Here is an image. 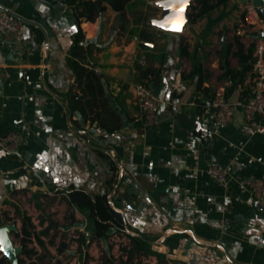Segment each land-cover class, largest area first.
I'll list each match as a JSON object with an SVG mask.
<instances>
[{"label": "crops", "instance_id": "crops-1", "mask_svg": "<svg viewBox=\"0 0 264 264\" xmlns=\"http://www.w3.org/2000/svg\"><path fill=\"white\" fill-rule=\"evenodd\" d=\"M68 1L0 0L40 25L27 26L20 46L0 51V71L11 73L0 81V134L25 137L21 158L0 150V211L19 206L23 193L63 198L67 205L72 187L109 192L127 220L125 231L161 244L169 264H264V210L242 184L249 176L264 178V134L251 136L244 129L242 106L251 94L252 71L230 87L231 124L218 126L210 106L227 80L221 58L227 55L232 69L243 68L233 55L235 35L248 47L257 34L244 20V4L229 0L195 22L187 19L182 32L160 29L151 18L149 25L138 23L147 15L141 4L122 12L107 5L95 20L83 21L86 62L103 76L107 108L123 122L107 132L70 107V89H80L68 61L78 30ZM141 30L148 40L141 39ZM139 59L160 69L151 86L164 103L161 123L153 128L139 120ZM102 153L115 161L116 173ZM211 164L229 169L227 187L210 178ZM77 212L88 217L89 210Z\"/></svg>", "mask_w": 264, "mask_h": 264}, {"label": "trees", "instance_id": "trees-1", "mask_svg": "<svg viewBox=\"0 0 264 264\" xmlns=\"http://www.w3.org/2000/svg\"><path fill=\"white\" fill-rule=\"evenodd\" d=\"M69 4L72 6L74 17L78 25L77 33L73 39V45L70 50V56L68 57L69 64L73 69L76 76V84L79 87V92L72 94V88L70 89L68 95L70 99V107L72 111H79L86 120L97 121L98 125L102 127L107 132H115L122 128L123 122L119 114L109 111L107 108V101L105 99V89L102 84V75L96 70V66L86 62V53L88 48L84 44V33L81 28V23L83 21H93L99 17L106 9L107 5H110L114 10L118 12L124 11L131 5H146L151 7L143 0H69ZM229 0H192L189 4V11L187 13V18L189 22H195L199 18L209 14L216 7L220 5H227ZM260 11V16L264 20V13ZM220 17L211 20L210 22L216 23L220 20ZM149 16L141 15L138 18V23L143 25H149ZM38 33V41L43 42V35L41 31L33 27ZM141 39L148 40L149 36L146 31L141 30ZM236 51L233 55L239 59L240 65L243 67L242 70H235L230 67L228 56L221 58V69H223V76L226 79H232L233 86L238 82H242L245 78L247 72H251L253 68V51L254 43H251L246 47L241 41L240 36L235 35ZM143 48H148V46L141 42ZM228 51L231 50V45L227 44ZM136 70L139 73V80L143 77H150V82L153 80H158L160 78V69L154 70L150 68H142V66L136 61ZM230 90V88H229ZM228 90V94L229 91ZM91 95V98H87ZM85 100V103H83ZM105 157H108L111 169L116 173L117 168L115 161L107 154L102 153ZM117 182L116 174L114 176ZM66 203L68 205L70 225H75L78 223L74 210H80L81 212L88 209L87 214L93 220L94 231L93 236L103 239H108L109 231L115 229L116 231L124 232L128 223L121 211L118 210L119 203L117 199L109 197V192H104L100 194H91L83 188L72 187L68 189L65 194ZM21 220L23 223V230L26 235L31 236V231L28 230V226L35 227L32 218L26 212L21 213ZM58 227L57 222L51 221V227ZM136 242L140 241L143 245H149V242L142 239L132 237ZM67 248L65 242H61L58 247L59 253L63 252ZM24 253H31V250L26 249L23 246ZM0 255H2L0 253ZM20 264H22V258H20ZM0 264H11L8 258L5 256L0 257Z\"/></svg>", "mask_w": 264, "mask_h": 264}, {"label": "rangeland", "instance_id": "rangeland-1", "mask_svg": "<svg viewBox=\"0 0 264 264\" xmlns=\"http://www.w3.org/2000/svg\"><path fill=\"white\" fill-rule=\"evenodd\" d=\"M147 1L151 6L146 9L149 18H161V8L156 4L159 0ZM23 194L25 197L19 202V206L12 203L11 208L0 211V225L16 227L11 231L14 246H26V249L32 251L30 254L23 250L18 253L19 262L22 258V264H169L161 257V244L143 245L138 240L135 242L126 231L115 229L109 231L106 240L95 237L92 235L93 221L78 214L77 210H74V214L79 223L70 225L71 211L63 198L40 192ZM23 212L31 216L35 226H28L31 236L26 235L23 230ZM51 221L57 222L59 226L51 227ZM61 242H65L67 248L59 253ZM1 254L0 257L4 256V253Z\"/></svg>", "mask_w": 264, "mask_h": 264}, {"label": "built area", "instance_id": "built-area-1", "mask_svg": "<svg viewBox=\"0 0 264 264\" xmlns=\"http://www.w3.org/2000/svg\"><path fill=\"white\" fill-rule=\"evenodd\" d=\"M244 20L249 27L257 32L253 39V68L251 94L243 103L245 116L244 129L249 135L264 134V27L260 16V8L253 0H247L243 5ZM25 21L16 14L7 10L0 2V51L6 46H20L24 40L27 28ZM46 46L45 43L42 44ZM138 63L145 68L147 62L139 59ZM9 70L0 71V81L8 80ZM232 79H227L213 96L210 106L214 113L215 122L224 127L232 123L234 118L233 104L228 97V90L232 86ZM135 95L144 127H157L161 123L160 110L164 101L154 92L149 77H143L135 84ZM25 146V137L21 132L11 131L0 134V150L14 157L21 158ZM207 173L214 181L228 186L231 182V173L227 167L220 164H211ZM242 184L250 190L255 200L264 204V178L249 176L242 180Z\"/></svg>", "mask_w": 264, "mask_h": 264}, {"label": "water", "instance_id": "water-1", "mask_svg": "<svg viewBox=\"0 0 264 264\" xmlns=\"http://www.w3.org/2000/svg\"><path fill=\"white\" fill-rule=\"evenodd\" d=\"M239 2L245 4L247 0H239ZM254 4L261 9L264 13V0H253ZM190 0L187 3H183L182 0H159L157 5L162 9V16L159 19L151 20V23L160 29L171 31V32H182L185 24L187 23V7ZM182 9V10H181ZM19 17V16H18ZM27 25H40L36 22L19 17ZM178 29V30H177ZM226 42V36H223L222 43ZM256 205L264 210V206L261 202L257 201ZM1 222V218H0ZM14 225L2 224L0 225V233L6 237V241L1 245L0 253H4V256L8 258L11 264H19L18 253H20L23 248L14 246L11 231L15 230ZM10 245V247H9Z\"/></svg>", "mask_w": 264, "mask_h": 264}, {"label": "clouds", "instance_id": "clouds-1", "mask_svg": "<svg viewBox=\"0 0 264 264\" xmlns=\"http://www.w3.org/2000/svg\"><path fill=\"white\" fill-rule=\"evenodd\" d=\"M182 2L186 4L187 0H182ZM0 236H2V238H3L4 242H5L6 241V237L3 235V233H0ZM9 247H10V245H9Z\"/></svg>", "mask_w": 264, "mask_h": 264}, {"label": "snow or ice", "instance_id": "snow-or-ice-1", "mask_svg": "<svg viewBox=\"0 0 264 264\" xmlns=\"http://www.w3.org/2000/svg\"><path fill=\"white\" fill-rule=\"evenodd\" d=\"M182 10V9H181ZM178 30V29H177ZM3 243H4V240H3V238H2V236H0V245H3Z\"/></svg>", "mask_w": 264, "mask_h": 264}]
</instances>
